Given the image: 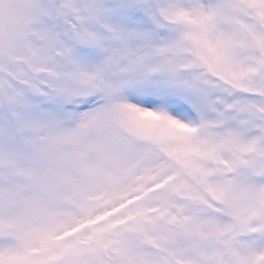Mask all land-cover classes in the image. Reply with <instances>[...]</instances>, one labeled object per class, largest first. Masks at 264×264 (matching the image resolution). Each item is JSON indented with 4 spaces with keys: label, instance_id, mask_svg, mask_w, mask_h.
<instances>
[{
    "label": "snow or ice",
    "instance_id": "6c2138e0",
    "mask_svg": "<svg viewBox=\"0 0 264 264\" xmlns=\"http://www.w3.org/2000/svg\"><path fill=\"white\" fill-rule=\"evenodd\" d=\"M0 264H264V0H0Z\"/></svg>",
    "mask_w": 264,
    "mask_h": 264
}]
</instances>
